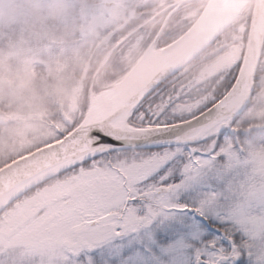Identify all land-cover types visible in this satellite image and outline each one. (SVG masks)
<instances>
[{"label": "snow or ice", "instance_id": "1", "mask_svg": "<svg viewBox=\"0 0 264 264\" xmlns=\"http://www.w3.org/2000/svg\"><path fill=\"white\" fill-rule=\"evenodd\" d=\"M238 68L229 71L225 88ZM184 103L163 77L110 113L92 114L85 106L71 121L61 119L35 145L54 154V169L27 189L66 190L39 213L42 229L59 237L2 253L0 264H264V227L257 231L244 218L255 214L264 224V198L233 203L222 179L226 138L239 133L221 126L189 137L210 123L216 101L192 111H183ZM149 144L164 146L150 150ZM196 188L204 190L192 203L178 199ZM188 211L201 218L190 230L171 223ZM204 227L210 238L202 236ZM161 231L169 233L167 241Z\"/></svg>", "mask_w": 264, "mask_h": 264}, {"label": "rangeland", "instance_id": "2", "mask_svg": "<svg viewBox=\"0 0 264 264\" xmlns=\"http://www.w3.org/2000/svg\"><path fill=\"white\" fill-rule=\"evenodd\" d=\"M181 1L183 0H157L155 3H153V0H0V109L12 117V121L9 124H2L0 131V140L2 137L6 138L5 143L3 142L4 147L11 148L12 152H16L17 155L25 153L33 147L36 148L35 145L53 134V128L42 121L43 117L51 120V116H53L54 121L60 126V116H55V112L51 108L43 107L45 106L44 104L41 107L37 106L34 108L38 93L35 89H32V85L36 80V69L41 64L37 58L43 54L45 48V45L42 46L39 41L40 39L44 40L48 36L47 33H49L46 25L48 19L54 15L58 16L63 19V24L67 25L66 27H71L70 30H76L78 28L76 22L79 21L81 23L79 27L83 29L82 31L92 33V35H99L100 27L111 28L114 25L116 26L119 20H127L126 14L132 13L134 8L153 6L155 4V7L145 9L149 10L146 12L148 16L153 17L154 13L152 11L160 12L161 14L163 10L168 8V5L174 9ZM192 2L181 11L180 17L183 26L192 23L198 15L201 17L212 0H194ZM253 7L254 0H219L215 11L202 21L197 34L199 36L206 35L215 29L216 24L220 20L230 15L234 10H237L236 15L230 20L226 29L241 21L237 26L238 32L245 30L246 25H248L249 30ZM159 20L161 19H157V21ZM71 22L73 23L72 26ZM161 23H163V20L158 23V26ZM110 30H116V28ZM50 32L52 33L53 31ZM27 34L29 38H32L33 44L26 40ZM21 37L29 42L24 48L21 46L23 43ZM49 37L57 41L59 39L57 35L51 36L49 34ZM236 41V35H232V41L219 42L213 49L205 53L203 58L196 64L200 68L199 74H196V72L187 74L190 77L193 75V80H195L193 83L204 82L207 78L219 73H227V70H230L240 61L243 57H241L242 54L238 49V43L233 46ZM172 45L173 43L169 47ZM60 46L62 50L67 51L70 48H74L71 52H74L73 54L76 56V43L72 46L67 42L65 44L61 42ZM165 49L166 47L157 48L156 46L152 49L149 48L141 60L149 52L158 54ZM128 54L130 53H127L126 57H130ZM11 57L13 59L19 58L18 67H15L14 71L17 69L14 74L12 73L15 77L14 80H8L10 73L7 74L8 71H4L6 61ZM141 60H139V63ZM58 63L62 65V61H58ZM136 68L137 66H132L120 81L94 94L91 97L89 110H92L93 105L101 95L113 92L122 85ZM258 70V89L254 91L251 97V105L246 108L242 117L237 119L233 126L230 124L224 125L230 127L233 133H239L238 136H246L256 130L251 137L240 141L232 139V137L226 138V145L222 149L227 155L226 162H222L224 163L222 179L225 190L236 197L233 203H239L240 197H244L245 200L255 201L264 198V57ZM70 79L72 80V78ZM7 80L9 87L12 89L11 91L16 95H20L18 99H15L16 97L12 99L7 96V99H4L6 95L3 92L6 86L4 83ZM57 82L58 80L51 79V83L46 85L56 87ZM66 87V98H70L73 89ZM25 95L29 99L25 98ZM72 95L70 102H75L76 96ZM70 102L69 104H66V102L60 103V111L64 112L61 119L68 118L71 121L77 116V108L75 104H70ZM2 107H6L8 110ZM108 107L109 105L106 102L104 109L99 113ZM180 107L181 109H189L192 104L185 103ZM248 123L251 125L246 127L245 124ZM218 129L219 127H215L210 131L215 132ZM207 133L208 131L201 135ZM8 158L6 156L3 157V159ZM175 179L178 180L179 176L175 177ZM203 190V188H196L181 191L178 199L192 203L199 192ZM66 194V190L58 185L46 186L24 198L17 207L13 208L14 203H11L9 209H4V211L0 212V215L3 214L0 218V254L15 249L28 250L36 246L55 242L59 237V233L50 234L42 229L41 225L44 218L39 213L41 209L49 207L56 201H60ZM182 215L183 220L177 219L171 223L182 225L185 230H190L191 224L193 222L199 223L201 219L191 211ZM244 218L250 219L255 224L257 231L264 227V224L260 222V217L255 214L251 217L245 214ZM201 234L204 238H210L206 227L202 228ZM214 235L219 238V233H214ZM159 236L165 241L169 239V233L165 231H161ZM261 254L264 255V253ZM4 258L5 256L0 255V259Z\"/></svg>", "mask_w": 264, "mask_h": 264}, {"label": "trees", "instance_id": "3", "mask_svg": "<svg viewBox=\"0 0 264 264\" xmlns=\"http://www.w3.org/2000/svg\"><path fill=\"white\" fill-rule=\"evenodd\" d=\"M190 3L182 5L176 13L170 16L164 30H162L161 33L159 32L162 23L160 24V26H158V23L161 20H163L164 22L167 19V16L173 9L170 8V5L167 6L170 9L167 8L163 10V13L161 14L160 12L152 11V13H154L153 17L148 16L146 12H148L149 10L145 9L153 8L155 7V4H153V6H145L146 8L142 6L134 8L132 13L127 12L129 13L128 15L126 14L127 20H119L116 26L114 25L111 28L104 27V29L103 27H100L99 35H92V33L82 31L83 29L79 27L81 25L79 21L76 22L78 24V28H76V30H70V26L66 27L67 25L63 24L62 18H59L55 15L52 16L46 21V25L48 27L47 30H49V33L46 32L48 36L44 40L40 39L39 41L40 44L42 43V46L45 45V48L43 47L44 51L43 54L40 55L41 57L39 56L37 58L38 60H40L39 62L41 64L36 69V80L32 85V89H35L38 93V97L36 100L37 104L35 102L34 108H36L37 106L41 107L44 104L45 106L43 107L51 108L55 112L54 115H59L61 120V116L64 112L60 111V103L66 102V104H69L71 95L74 94L76 96L75 102L72 101L70 102V104H75L78 116L85 106L89 107L91 97L94 94L107 89L113 84L120 81L122 77L130 70V68L136 64L139 58L144 54V52L156 38V47L162 48L177 40L191 28V26L197 21L200 15H198L195 20L192 21V23L186 24L184 26L180 17L181 11L187 8V5H189ZM157 19L161 20L157 21ZM239 22L235 23L227 30H225V32H223L217 38L216 42L210 45L191 64H189L181 72L170 78V83L174 87L178 88L180 93L184 94L185 103L192 104V107L189 109L182 108L183 111H192L198 106L212 101L218 102L234 84L232 83L228 88H225L224 86L226 78L229 75V71L233 69L234 66L239 64V68L237 69V74L235 77L236 80L243 58L238 61L230 70H227V73H219L217 75L211 76L204 82L193 83V81H195L193 80V75L190 77V75L187 74H194L195 72L196 74H199L200 68L196 66L197 62H199V60L203 58V55L205 53L213 49V47L217 43L232 41V35H236L237 38V41L233 43V46L234 44L238 43V49L242 54L241 57H243L248 40L249 30L248 25H246L245 30L238 32L237 26ZM72 24L73 23L71 22V26ZM109 28H116V30H110ZM50 31H53L54 33L52 32V34ZM49 34L51 36L57 35L59 37L58 41L56 39L54 40L52 37H49ZM25 38H27L26 40L31 42L32 44L34 43L33 41H31L32 38H29L28 34ZM26 40L22 38V48L27 46V44L29 43ZM61 42L63 44L67 42L72 46L76 43V56L73 54L74 52H71V50L74 48H70L68 51L62 50L60 46ZM110 52L112 53L110 54L107 61L103 64L104 59ZM127 53H130L128 54L130 55V57H126ZM263 57L264 52L262 54V58ZM58 61H62L63 66L59 65L60 63H58ZM6 62L7 63L4 66V71L6 72L7 70V74L10 73L8 80H14L15 77L13 74L17 69L16 68L14 71V68L18 67L19 58L13 59L11 57ZM261 63L262 60L260 64ZM10 66L12 69H9ZM258 73L259 70L257 71L255 77L256 90L258 89ZM70 78H72V80ZM51 79L58 80L56 87H50L46 85L48 83H51ZM8 80L4 83L6 84L3 91L6 94L4 96V99H7V97L12 99L16 97L15 99H18L20 95H16L11 91L12 89L9 87ZM66 86H68V88L70 89H73L70 98H66ZM218 95L220 96L219 99H217ZM25 98L29 99L27 95H25ZM250 105L251 102L249 106ZM2 108L8 110L6 107ZM242 114H244V112ZM242 114L240 116H237L233 121L223 122L217 127L224 126L228 123L233 126L235 124V121L242 117ZM66 120L70 121V119L68 118ZM42 121H44L45 124L49 125L52 128L53 126H59L54 121L53 116H51V120L43 117ZM250 125V123L245 124L246 127H249ZM2 126L3 125L0 124V131L2 129ZM255 132L256 130L246 136L234 135L232 139L234 138L240 141L247 137H251ZM5 139L6 138L2 137V139L0 140V169L15 161L16 159L38 149L33 147L32 149L27 150L25 153H20L17 155L16 152H12L11 148L4 147L5 145L3 144V142L5 143ZM163 146L164 145H159L147 148L150 150H157L158 148H161ZM4 156L9 158L3 159ZM38 190L39 189H37L35 192H37ZM35 192H27L26 194H24L14 202L13 208L16 207V205L18 206L24 198ZM10 207L11 206H8L6 209H9ZM2 215L3 214L0 215V218L2 217Z\"/></svg>", "mask_w": 264, "mask_h": 264}, {"label": "water", "instance_id": "4", "mask_svg": "<svg viewBox=\"0 0 264 264\" xmlns=\"http://www.w3.org/2000/svg\"><path fill=\"white\" fill-rule=\"evenodd\" d=\"M191 0H185L182 3ZM181 4V3H180ZM219 4V0H215L207 7L206 12L202 14L200 19L178 40L173 42L172 46H167L165 50L179 46L197 38L191 49L182 54L170 57L148 73L139 78L128 89L121 92L118 98L109 105L106 110L101 113H110L119 107H123L134 102L140 94L147 90L155 81L163 77H173L185 67H187L194 59H196L209 45H211L229 26L222 25L220 20L215 29L211 30L204 36L197 34L198 28L202 21L211 15ZM94 9V8H93ZM157 40V39H156ZM156 40L153 41L150 48H153ZM264 45V0H254V7L251 15V23L246 45L243 62L238 76L230 88V90L218 101L213 107L216 112L213 114L210 123L203 128L190 130L186 135L194 137L201 135L207 131L214 129L216 126L225 121H231L243 112L248 106L250 99L254 93V79L260 64ZM110 55V54H109ZM109 55L105 58L107 61ZM142 61V60H141ZM141 63V62H140ZM136 64L137 68L140 65ZM136 68V69H137ZM135 69V70H136ZM127 80V79H126ZM98 100V99H97ZM96 103V102H95ZM94 106V105H93ZM92 110L90 111V113ZM99 112L92 114H97ZM12 117L6 112L0 110V122L7 124L11 122ZM163 144H149L146 147L158 146ZM46 147V146H45ZM54 169V154L45 151V148H39L21 158L16 159L10 164L0 169V209H4L14 200L21 197L27 192L30 185L38 182L48 172Z\"/></svg>", "mask_w": 264, "mask_h": 264}, {"label": "bare ground", "instance_id": "5", "mask_svg": "<svg viewBox=\"0 0 264 264\" xmlns=\"http://www.w3.org/2000/svg\"><path fill=\"white\" fill-rule=\"evenodd\" d=\"M236 12L237 10L236 11L234 10L233 12H231L230 15L225 16L222 20V25L226 26L227 23H229L230 20H232L234 15H236ZM195 41H197V38H192L191 41H188L185 44L172 47L171 49L164 50L158 54L149 52L143 58L138 68L122 85H120L113 92L105 93L98 98V100L94 104V107L92 108V112L96 113V112H100L101 110H103L106 102L108 103V105L112 104L113 101H115L118 98V96L121 94L122 91L128 89L129 86L135 83L139 78L145 76L149 70L153 69L160 63L164 62L165 60L166 61L169 60L170 57H174L178 54L188 52L191 49V47L194 45Z\"/></svg>", "mask_w": 264, "mask_h": 264}, {"label": "flooded vegetation", "instance_id": "6", "mask_svg": "<svg viewBox=\"0 0 264 264\" xmlns=\"http://www.w3.org/2000/svg\"><path fill=\"white\" fill-rule=\"evenodd\" d=\"M156 1H157V0H153V2H156ZM166 23H167V20H165V21L162 23L161 28H160V31H161V30H164Z\"/></svg>", "mask_w": 264, "mask_h": 264}]
</instances>
